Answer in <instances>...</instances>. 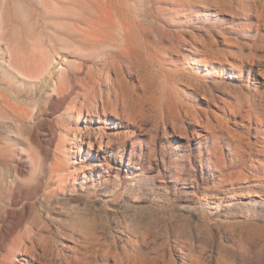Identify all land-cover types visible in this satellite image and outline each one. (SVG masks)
<instances>
[{
	"label": "bare ground",
	"instance_id": "6f19581e",
	"mask_svg": "<svg viewBox=\"0 0 264 264\" xmlns=\"http://www.w3.org/2000/svg\"><path fill=\"white\" fill-rule=\"evenodd\" d=\"M36 1L39 8L34 9L33 15L24 12L21 0H2L0 5V41L5 44V49L3 44L0 46V264H55L52 257H63L62 251L69 250L62 246L63 250L56 252L58 239L67 237H73L80 249L76 264H104L107 258L114 259L115 264H125L112 246L105 248L107 217L70 201L51 203L65 195L70 183L38 197L48 173L65 171L56 162L48 164L46 151L39 161L23 153L12 160V147L20 141L16 134L29 125L28 140L37 143L36 129L43 126L44 119L55 117L67 96L75 91L81 92L79 98L83 100L66 113L68 120L79 123L86 111L88 122L111 116L121 128L116 135L101 127L87 130L85 136L81 132L80 138L88 139L90 147L95 137L101 147L107 138L108 146L124 149L127 142H134L135 136L152 124L163 129L166 139L181 140L176 145L169 141V146H158L155 128L141 144L140 154H135L133 143L130 160L139 158L147 169L150 168L146 164H152L156 156L160 154V159L165 160L168 153L180 156L175 159L177 163L182 161L184 168L192 172L198 168L194 162L200 163L201 168L206 166L207 171L216 169L223 173L248 159L251 166L258 163L264 169V137L258 135L264 128V90L244 92L239 87L244 73L264 72V0L263 4L257 0L242 2L240 10L248 20L244 35L207 29L190 32L169 24L165 36L150 29V8L143 0ZM181 2L184 5L179 6L185 10L194 7L186 0ZM192 2L205 9L213 5L218 11L233 5L227 0ZM16 28H20V36L11 34ZM23 44L31 48L29 53L22 52ZM113 57L127 61L118 63ZM135 62L147 70L134 73L131 64ZM57 63L62 64L59 70ZM145 64L155 71L153 78L160 83V88H154L156 92L150 91L153 86ZM58 125L59 128L46 125L43 130L50 144L58 136L57 129L73 132L61 120ZM166 126H171L172 131H166ZM60 139L57 148L70 141L68 134ZM119 156L120 152L115 157L121 162ZM99 168V173L104 174L105 169ZM27 176L34 178L28 182ZM89 177L97 182L93 193L99 194L105 185L103 175L94 177L91 173ZM91 195L86 199H91ZM121 195L116 193L114 199ZM75 197L82 201L83 197ZM165 202L161 207L175 208L173 198ZM58 217L65 228L56 227L54 232L51 223ZM111 220H118L128 229L132 236L129 241L140 244L148 237L165 233L168 239L194 241V236L179 225L172 226L173 231L167 229L172 222L162 212L130 207L114 214ZM140 228L143 233L138 231ZM118 240L114 238L117 244ZM131 259L130 256L127 264H133Z\"/></svg>",
	"mask_w": 264,
	"mask_h": 264
},
{
	"label": "rangeland",
	"instance_id": "374dc122",
	"mask_svg": "<svg viewBox=\"0 0 264 264\" xmlns=\"http://www.w3.org/2000/svg\"><path fill=\"white\" fill-rule=\"evenodd\" d=\"M143 1L150 8L147 12L152 22L150 29H153L156 35L165 36L167 34L165 31L170 28L169 24H172L174 29L184 28L190 32L207 29L244 35L248 30L245 12L240 10L242 2L247 3L248 0H227L233 5L225 11H218L213 5L205 9L199 3H190L191 0H186L189 4H194L191 10H185L181 0ZM257 1L262 3V0ZM21 3L24 12L30 15L39 8L36 0L31 4L26 0H21ZM179 3L182 5L179 6ZM1 4L2 0H0ZM180 9L183 12H180ZM253 21L257 22L255 18ZM262 33L264 34V30ZM11 34L20 36V28L12 30ZM1 45L2 48L5 47L0 41ZM30 50L31 48L23 44L22 52L29 53ZM112 60L118 63L127 61L123 57L118 59L113 57ZM56 65L58 70L62 67V64ZM146 67L150 73L147 77L153 86L150 91L156 92L154 88H160V83L153 78L155 71L149 65ZM131 68L134 73L147 70L138 62L131 64ZM243 76L244 80L239 87L244 92L253 89L264 90V72L258 75H249L246 72ZM133 80L137 83L136 76ZM223 85L227 86V83ZM80 93L75 91L69 94L60 112L55 117L44 119L43 126L36 129L37 143L32 144L28 140L29 125L24 126L16 134V138L18 137L20 141L12 147V160L15 161L23 153L26 157L32 155L36 161H39V157L46 151L49 155V165L56 162L65 169L64 172L47 174L44 186L38 193L39 198H42L48 190L70 183L71 186L68 187L65 195L59 196V201L52 200L51 203L57 205V202L70 201L73 205L88 206L107 217V229L104 232L105 248L110 249L112 246V249L121 255L125 264L128 263L130 256L133 264H264V169H260L258 163L251 166L252 163L248 159L243 164L237 163L220 173L216 169L207 171L206 166L201 168L200 163L194 162L195 165L198 164V168L196 172H192L184 168L182 161L177 163L175 159L179 160L180 156L168 153L165 160L160 159L162 158L160 154L156 156L152 164H146L150 168L147 169L139 158L130 160L133 143L136 148L135 154H140L141 144L150 137L151 131L155 128L159 134L156 142L158 146H169V141L176 145L181 140L166 139L163 129L158 130L152 124L147 125L146 131L137 134L134 142H127L124 149L117 148L116 145L108 146L107 138L101 147L100 140L95 137L90 147L88 139L83 141L80 138L81 132L85 136L87 130L94 131L101 127L107 133L116 135L121 128H118L117 119L111 116L88 122L86 111L79 123L68 120L66 113L74 110L83 100L79 98ZM99 105L101 107V101ZM58 120L73 132L77 130V133L69 132L67 128L64 132L57 129L58 136L54 144H50L42 133L46 125L59 128ZM254 127L250 130L253 144L256 141ZM165 130L172 131V127L166 126ZM64 134L69 135L70 141L67 142V146L57 148V144L62 142L60 136ZM258 135L264 137V128ZM118 152L121 162L115 157ZM182 153L186 152H180ZM224 153L225 155L228 153L226 147ZM105 165H111L113 169H106ZM99 167L105 169L104 174L99 173ZM91 173L94 177L100 174L104 177L105 185L98 191L99 194L93 193L97 182L90 180ZM32 178L34 176H27L26 179L29 182ZM90 193H92L91 199H86L85 196ZM116 193H122L117 200L114 199ZM75 196L83 197L82 201ZM168 198H173L176 203L175 208L169 209L170 211L161 207V203H166L165 200ZM130 207L142 211L162 212L170 219L169 222H172L167 229L173 231L172 226L179 225L183 231L194 236V241L184 242L177 237L168 239L166 233L163 236L155 234L148 237L143 245L129 241V237L132 236L128 233V229L122 227L118 220H111V217ZM51 224L52 229L55 227L54 232L56 227L65 228L63 227L65 223L60 217ZM138 231L143 233L144 229L140 228ZM67 238V240L58 239L59 244L56 245L55 251L63 250L62 246H67L69 250L62 251L63 257H52L55 264H65L66 261L76 264V260L80 258L78 254L80 249H77L74 238ZM114 238H119L118 244L114 242ZM102 263L115 264V260L107 258Z\"/></svg>",
	"mask_w": 264,
	"mask_h": 264
}]
</instances>
